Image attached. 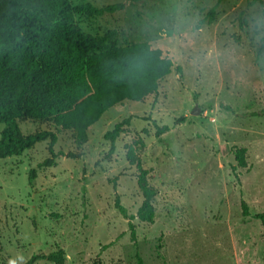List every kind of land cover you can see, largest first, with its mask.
Returning a JSON list of instances; mask_svg holds the SVG:
<instances>
[{
    "label": "rangeland",
    "instance_id": "1",
    "mask_svg": "<svg viewBox=\"0 0 264 264\" xmlns=\"http://www.w3.org/2000/svg\"><path fill=\"white\" fill-rule=\"evenodd\" d=\"M83 1L125 5L76 16L85 33L115 31L121 45L147 42L173 61L172 73L157 95L107 111L82 150L72 131L20 124L24 135L55 133V152L64 155L40 167L51 157L47 140L0 159V264L59 250L65 264H137L138 256L145 264H264V224L254 218L264 213V0L72 3ZM216 5L215 21L201 25ZM126 119L110 154L105 134ZM143 186L157 192L153 223L137 217Z\"/></svg>",
    "mask_w": 264,
    "mask_h": 264
},
{
    "label": "trees",
    "instance_id": "2",
    "mask_svg": "<svg viewBox=\"0 0 264 264\" xmlns=\"http://www.w3.org/2000/svg\"><path fill=\"white\" fill-rule=\"evenodd\" d=\"M124 8V4L98 8L85 1L73 5L72 0H0V124L5 125L0 137V159L20 157L50 140L51 157L40 167H52L64 155L55 152L57 135L52 131L24 135L21 123L49 122L58 129L72 131L78 150H82L88 143L90 127L111 108L125 101L143 102L158 94L161 81L174 66L161 49L147 42L121 45L115 31L101 36L87 34L76 22V16L102 17ZM217 8L214 6L200 24L213 23ZM129 123L130 119H126L105 134L111 142L110 154L115 152V143ZM166 130L164 127L158 131V136ZM79 155L80 152L69 153L68 157L76 159ZM127 157L131 165L137 163L131 152ZM37 177V170L32 169L31 186ZM142 190L144 201L137 217L153 223L157 192L145 186ZM242 207L244 218H249L245 202ZM116 208L124 218H130L119 199ZM254 218L264 224V213ZM40 260L65 264V255L61 250L34 255L25 264ZM137 264H145L139 256Z\"/></svg>",
    "mask_w": 264,
    "mask_h": 264
},
{
    "label": "water",
    "instance_id": "3",
    "mask_svg": "<svg viewBox=\"0 0 264 264\" xmlns=\"http://www.w3.org/2000/svg\"><path fill=\"white\" fill-rule=\"evenodd\" d=\"M198 114V110L195 109V111H193V115H197Z\"/></svg>",
    "mask_w": 264,
    "mask_h": 264
}]
</instances>
